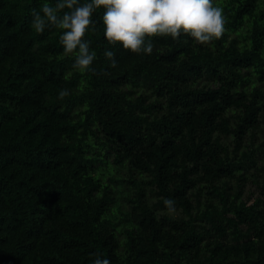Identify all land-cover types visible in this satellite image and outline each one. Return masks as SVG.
<instances>
[{
	"label": "trees",
	"instance_id": "16d2710c",
	"mask_svg": "<svg viewBox=\"0 0 264 264\" xmlns=\"http://www.w3.org/2000/svg\"><path fill=\"white\" fill-rule=\"evenodd\" d=\"M55 2L0 0V264H264V0H213L220 39L151 54L98 9L85 72L32 27Z\"/></svg>",
	"mask_w": 264,
	"mask_h": 264
},
{
	"label": "clouds",
	"instance_id": "9594fccd",
	"mask_svg": "<svg viewBox=\"0 0 264 264\" xmlns=\"http://www.w3.org/2000/svg\"><path fill=\"white\" fill-rule=\"evenodd\" d=\"M104 9V36L110 44H122L132 53L153 52V37L171 36L179 40L182 34L191 36L197 43L207 45L220 39L227 23L224 11L213 0H56L54 6L43 4L41 11L32 12V27L42 33L48 25L63 30L60 42L64 55H74V68L89 70L96 59L85 39L91 28L95 31L93 13ZM111 67H117L115 53L105 50ZM70 95L68 89L60 91L61 99ZM173 201L165 205L174 211ZM91 264H110L99 253Z\"/></svg>",
	"mask_w": 264,
	"mask_h": 264
},
{
	"label": "rangeland",
	"instance_id": "374dc122",
	"mask_svg": "<svg viewBox=\"0 0 264 264\" xmlns=\"http://www.w3.org/2000/svg\"><path fill=\"white\" fill-rule=\"evenodd\" d=\"M250 190V189H249Z\"/></svg>",
	"mask_w": 264,
	"mask_h": 264
}]
</instances>
